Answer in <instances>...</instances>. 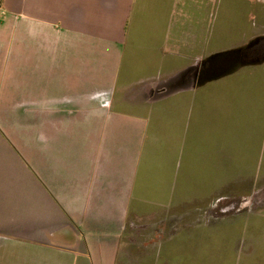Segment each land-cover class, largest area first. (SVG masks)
Wrapping results in <instances>:
<instances>
[{"label": "crops", "instance_id": "1", "mask_svg": "<svg viewBox=\"0 0 264 264\" xmlns=\"http://www.w3.org/2000/svg\"><path fill=\"white\" fill-rule=\"evenodd\" d=\"M207 132L264 195V0H0V264H156Z\"/></svg>", "mask_w": 264, "mask_h": 264}, {"label": "rangeland", "instance_id": "2", "mask_svg": "<svg viewBox=\"0 0 264 264\" xmlns=\"http://www.w3.org/2000/svg\"><path fill=\"white\" fill-rule=\"evenodd\" d=\"M206 136H202V172L193 171L197 176L191 175L189 183L190 201L185 208L173 210L185 209L190 216L176 217L173 224L156 223L149 228L154 231L151 239L142 241L143 247L154 249L156 264H262L264 195L256 190L248 198L240 190L248 177L242 175L258 163L252 159L249 167H242V161L236 160L233 165L224 162L219 169L220 163L206 156L214 157L227 146L231 150V145L212 143L216 137L209 132Z\"/></svg>", "mask_w": 264, "mask_h": 264}]
</instances>
